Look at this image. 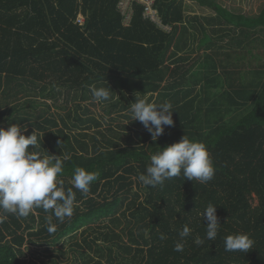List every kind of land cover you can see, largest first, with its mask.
Wrapping results in <instances>:
<instances>
[{
  "label": "trees",
  "instance_id": "obj_1",
  "mask_svg": "<svg viewBox=\"0 0 264 264\" xmlns=\"http://www.w3.org/2000/svg\"><path fill=\"white\" fill-rule=\"evenodd\" d=\"M119 1L0 0V89L15 79L81 92L115 82V90L122 97L130 95L132 102L156 94L159 100L168 99L174 111L173 126H165L156 140L139 121L133 125L142 128L133 136L125 126H113L116 119L131 115L126 106V116L121 114L107 122L102 117L98 121L91 115L83 119L66 114L59 121L51 116L43 119V125L34 124L41 132L37 137H42L35 151L59 156L64 162L58 181L65 190L72 188L76 167L98 172L99 176L87 195L73 188L74 214L63 223L42 208L27 218L5 214L7 218L0 223V264H34L33 259H25V251L37 244L58 260L65 253L54 250L53 245L67 239L74 240L73 264H104L102 260L105 264H264V63L244 64L232 57L237 52L246 58L252 49L257 53L251 59L264 57V8L256 17H246L229 12L215 0H189L217 12L215 26L222 20L228 34L241 29L237 38L225 33L224 43L244 48L241 52L235 47L226 50L220 44L214 53L223 82L232 90L225 88L222 95L212 99L214 82L204 72L207 79L199 88L206 113L202 124L193 117L192 99L181 103L178 67L166 75L161 65L178 25L183 23L184 0H156L153 5L162 24L170 27L169 33L145 19L143 7L136 3L131 4L129 23L124 24ZM79 14L84 19L81 26L76 24ZM200 33L213 45L204 30ZM231 62L234 71L241 66L248 69L246 75L254 73V78L233 87ZM111 89L110 93L114 91ZM43 97L54 95L51 92ZM118 103L116 99V107ZM237 106L247 107L243 116L225 125L224 117ZM69 122L81 124L69 127ZM103 122L106 126L101 129ZM77 127L79 131H71ZM183 135L206 145L216 169L213 179L201 184L181 175L162 186L142 185L137 177L146 171L150 157ZM209 204L216 206L221 223L214 241L205 238L206 222L201 215ZM49 218L56 226L54 233L48 232ZM185 225L191 235L182 241V252L174 251ZM77 234L82 237L80 241ZM160 234L166 239L161 240ZM234 234H247L253 240L252 248L245 253L226 252L224 239ZM197 237L204 238V243H195Z\"/></svg>",
  "mask_w": 264,
  "mask_h": 264
},
{
  "label": "clouds",
  "instance_id": "obj_2",
  "mask_svg": "<svg viewBox=\"0 0 264 264\" xmlns=\"http://www.w3.org/2000/svg\"><path fill=\"white\" fill-rule=\"evenodd\" d=\"M110 91L108 86L93 88V100L108 101ZM130 111L131 121H139L150 133L152 140L163 134L165 126L171 127L174 123V111L170 103L157 105L145 99H137L130 104ZM26 131V127L17 124H11L7 129L0 127V223L7 218L5 214L27 218L36 208L51 212L63 223L74 214L76 193L73 188L87 195L99 173L76 167L71 178L72 188L65 190L63 182L58 181L64 162L59 156H43L35 151L42 137L38 138L34 131L25 136ZM215 171L206 145L183 135L178 142L152 155L146 171L139 174L137 179L145 187L153 188L181 175L187 181L205 184L213 179ZM201 215L202 221L206 222L205 238L214 241L221 225L216 215V206L209 204ZM48 223V232H56L51 218ZM178 235L181 242L174 245V251L182 252V241L191 235V229L185 225ZM159 238L164 240L166 236L160 234ZM195 243L203 244L204 238L197 237ZM252 245L253 240L247 234L228 235L224 239L226 252L245 253Z\"/></svg>",
  "mask_w": 264,
  "mask_h": 264
},
{
  "label": "rangeland",
  "instance_id": "obj_3",
  "mask_svg": "<svg viewBox=\"0 0 264 264\" xmlns=\"http://www.w3.org/2000/svg\"><path fill=\"white\" fill-rule=\"evenodd\" d=\"M218 4H220L221 7L229 10V12L233 14H241L246 17H256L259 12L264 8V0H215ZM118 10H119V4H118ZM119 12L123 16V22L124 24H128L131 16H132V9L131 6L127 5L120 8ZM184 22L182 23L181 27H178V31L181 29L185 41V37L191 42L189 43V49L182 50V55L180 63L183 64L184 62H191V68L190 73L186 76V78L178 79L177 82L182 83L184 88L180 91L182 94L180 95L181 103L182 101L189 99L187 101H190L192 99L193 104V117H198L199 120L204 123L206 113L204 110V107L201 106L200 101L202 100V95H200V87L203 84L202 79H207L205 77V73H198L202 72V67H206L207 69V77L209 80L212 79V82L214 84L211 85V87H214V89L211 91L212 93L210 96H212V99L217 97L218 95H222L223 91L226 89H229L228 85L223 82V78L221 74L223 73L221 69L219 68L217 56H212L215 61H209L203 64V66L199 65L195 67L196 64H198V61L203 63L202 61L203 56L205 55L204 51L201 50L200 52L197 50V43L198 39L201 37L202 33L200 31L204 30L207 35L212 40L213 45L215 46V51H218V46L224 45V49L228 50L232 47H235L233 45L232 47L227 46V43H224L226 40L225 33L228 34L226 30V26L224 24L222 25L220 21H218V25H216L217 21V12L212 11L211 9H204L200 6V4L197 1H189L184 0ZM78 16H81L80 14ZM77 16V17H78ZM214 26H212L208 21ZM83 25V24H82ZM185 30H186V36H185ZM171 32L170 30H167ZM241 29H237L234 34H228L230 38H237L240 35ZM176 33V32H175ZM175 37V36H174ZM258 37H261L258 36ZM187 40V39H186ZM208 45V44H207ZM255 45L259 46V43H256ZM244 46V45H243ZM193 48V49H192ZM226 50H221L220 52L223 53ZM235 51L241 52L244 50V48L234 49ZM233 51V52H235ZM204 53V54H203ZM257 49H252L251 54H247L246 58L239 57L238 53H233L232 57L239 58L241 63L244 64H263L264 63V57H260L258 61L251 59V56L256 55ZM242 58V59H241ZM226 63V62H225ZM224 63V65H225ZM232 65V62L229 63L228 66ZM194 70H197V72H192ZM231 72L234 74V86H242L249 81H251L252 78H254L252 73L251 75H246L245 72L248 71V69H244L243 67L239 66L236 68V71H234L233 67L230 66ZM3 78V77H2ZM197 81H199L197 83ZM205 81V80H204ZM172 82V81H171ZM196 82V85L193 86V83ZM227 82V81H226ZM229 82V81H228ZM179 83V85H180ZM208 83V82H207ZM109 85H103V87H109L114 89L110 93V98L112 99L109 102H95L92 97V89L95 87H89L86 91L81 92V89L76 91H68L64 88H52L49 85L45 84H32L30 81H27L26 79H15L11 84H8L7 87H4L3 84L1 85L0 89V127H3L7 129L11 124H17L21 127H26L27 131L24 132V135L27 136L31 132L34 131V133L40 134L41 132L36 129L34 124L42 123L43 125V119L50 118L52 116L53 119L59 121V117H65L66 114H70L71 117L79 116L83 119L87 118L89 115L93 116L96 120H100L99 117L104 118V120L107 122L109 119H116L119 117V115H127V110H123V107L125 109V106L130 109V104L132 103L130 95H126L122 97V94H118L116 96V90H115V82L111 83ZM165 85V84H164ZM182 87V85H180ZM42 88H44L42 93ZM99 88V87H97ZM16 90V91H15ZM186 91L188 94L185 96L183 94L184 91ZM232 89H229V91ZM53 92L54 97L51 98H44L43 96H47L49 93ZM82 93V96L81 94ZM77 95V96H76ZM234 96V95H233ZM7 97V98H6ZM84 97L85 99H82ZM235 98V97H233ZM116 99L120 103L116 107ZM147 102L152 103L155 101L158 104L167 103L166 98H162V100H159V96L153 95L152 98H150L149 95H147L144 98ZM237 102L240 101L239 98H235ZM162 102V103H161ZM188 103V102H187ZM201 107V110H198V107ZM247 107H240L237 106V108L234 110V107L232 109L234 111L230 112L224 117L225 125L229 124L232 125L234 122H236L238 119H240L243 114L244 110ZM89 112V113H88ZM125 113V114H124ZM42 116V117H41ZM44 116V117H43ZM191 116V118H193ZM132 116L130 115L129 118L122 119L119 118L116 119L113 123V126H116L118 124L125 126L128 128V132L133 136V134L137 131H139L142 126H134L133 122L131 121ZM71 124H74L75 126H79L80 124L78 122H69L68 126L70 127ZM227 125V126H229ZM106 126V124L103 122L101 125V129H103ZM46 128L49 130H53V128L49 125H45ZM206 129V128H205ZM73 132L79 131V128L71 129ZM81 236L77 234V241L81 240ZM74 240H65L62 243L58 245H53L54 250L61 249L64 251L65 256H60L59 259L55 257H50L49 255H46L44 250L45 247L40 246L42 244H37L35 247H29L28 250L25 251V259L32 260L34 264H43L42 262H45V264H48L50 260L56 264H73V259L76 257V253H74V247L73 244ZM45 245H49V243H45ZM47 248V247H46ZM58 254L56 251L54 252ZM59 261V263H57ZM105 264L104 260H102ZM51 264V263H50Z\"/></svg>",
  "mask_w": 264,
  "mask_h": 264
},
{
  "label": "crops",
  "instance_id": "obj_4",
  "mask_svg": "<svg viewBox=\"0 0 264 264\" xmlns=\"http://www.w3.org/2000/svg\"><path fill=\"white\" fill-rule=\"evenodd\" d=\"M184 22V21H183ZM180 24L178 25V27H181ZM178 27L176 29V34L175 37H173L172 43L167 51V53H165V55L162 57L161 59V65L162 68L165 70L166 75H169V70L172 69L173 67H178L177 69V74H178V79H183L186 78V76L190 73V68H191V62L187 61L184 62L183 64L180 63V59L183 53L182 50H186L189 49V43L191 42V40H189L186 36V30H185V41H184V37L183 35H181V33H183L181 31V29L178 31ZM206 37L208 39H210V37L208 35H206ZM204 35L202 34L201 37L198 39V43H197V50L200 52L201 50L204 51L205 55L202 58V61L205 60V62L201 63L198 61V64L195 65V67L201 65L203 66L204 63L209 62V61H215V59L212 58V56L215 57V46L211 44V42L208 41H204ZM187 39V40H186ZM208 44V45H207ZM193 49V48H192ZM203 53V54H204ZM198 68V67H197ZM207 68L206 67H202V72H198V73H204L205 70ZM192 72H197V70H194ZM168 79V78H167ZM177 80V79H176ZM201 81H204L203 79ZM199 81H197L198 83ZM182 85V87L184 88L183 84L180 83ZM196 85V82L193 83V86ZM117 86V85H116ZM121 92L119 90L116 89V96L118 94H120Z\"/></svg>",
  "mask_w": 264,
  "mask_h": 264
},
{
  "label": "built area",
  "instance_id": "obj_5",
  "mask_svg": "<svg viewBox=\"0 0 264 264\" xmlns=\"http://www.w3.org/2000/svg\"><path fill=\"white\" fill-rule=\"evenodd\" d=\"M156 0H120L119 1V10L123 7L129 5L131 6L132 3H136L143 7V17L150 22L154 23L158 28L163 30L164 32H168L167 30H170V27L164 26L161 22V19L157 13V11L153 8V5ZM84 23V19L82 16H78L76 19V24L82 25Z\"/></svg>",
  "mask_w": 264,
  "mask_h": 264
},
{
  "label": "bare ground",
  "instance_id": "obj_6",
  "mask_svg": "<svg viewBox=\"0 0 264 264\" xmlns=\"http://www.w3.org/2000/svg\"><path fill=\"white\" fill-rule=\"evenodd\" d=\"M174 30V29H173Z\"/></svg>",
  "mask_w": 264,
  "mask_h": 264
}]
</instances>
